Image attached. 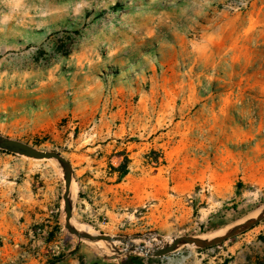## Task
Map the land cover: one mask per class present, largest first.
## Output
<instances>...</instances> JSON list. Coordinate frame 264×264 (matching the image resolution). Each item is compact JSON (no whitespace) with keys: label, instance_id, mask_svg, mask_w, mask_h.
<instances>
[{"label":"rangeland","instance_id":"obj_1","mask_svg":"<svg viewBox=\"0 0 264 264\" xmlns=\"http://www.w3.org/2000/svg\"><path fill=\"white\" fill-rule=\"evenodd\" d=\"M0 134L69 160L73 226L129 238L69 233L59 162L0 149V264H264V219L143 254L264 210V0H0Z\"/></svg>","mask_w":264,"mask_h":264},{"label":"water","instance_id":"obj_2","mask_svg":"<svg viewBox=\"0 0 264 264\" xmlns=\"http://www.w3.org/2000/svg\"><path fill=\"white\" fill-rule=\"evenodd\" d=\"M0 149L18 153L21 155H25L27 157L42 159V158H53L56 159L63 172V181H64V191L62 195L63 199V208H64V227L68 230L69 233L76 235L79 239H88L91 241L97 240H106V241H114L120 240L123 243H128V237H120V236H110L106 234H92L86 231H81L75 226L71 224L72 217V206L70 200V186L72 183V166L68 159H66L61 153L55 150H43L36 148L30 143L24 142L22 140L16 138H10L0 134ZM264 219V210L256 215L254 218L240 224L236 225L215 237L210 238H199L194 235H180L171 238L169 241H165L161 244H156L152 247V249L143 252V254L147 257H161L175 251L177 248L184 245H194L200 248H207L214 246L218 243H221L227 240L230 237H233L252 226L256 225ZM159 241H162V237L158 236ZM143 244L134 245L131 243L130 250L134 249H143Z\"/></svg>","mask_w":264,"mask_h":264},{"label":"trees","instance_id":"obj_3","mask_svg":"<svg viewBox=\"0 0 264 264\" xmlns=\"http://www.w3.org/2000/svg\"><path fill=\"white\" fill-rule=\"evenodd\" d=\"M128 161L129 159L125 158L118 166L113 167L114 171H117L120 175L126 174ZM126 261H127L126 264H144L141 257L139 256H131ZM221 264H227V259H225Z\"/></svg>","mask_w":264,"mask_h":264}]
</instances>
